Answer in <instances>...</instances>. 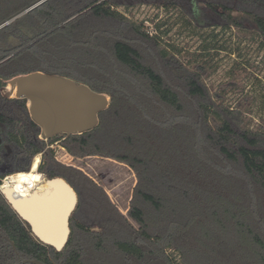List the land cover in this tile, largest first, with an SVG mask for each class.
<instances>
[{"label": "trees", "instance_id": "16d2710c", "mask_svg": "<svg viewBox=\"0 0 264 264\" xmlns=\"http://www.w3.org/2000/svg\"><path fill=\"white\" fill-rule=\"evenodd\" d=\"M41 1L0 0V26L9 22L0 28V136L10 148L0 152V180L28 172L40 154L37 171L65 180L77 205L57 251L31 235L0 193V264H264V129L207 89L212 47L184 64L180 49L118 10H173L199 29H251L264 42V0ZM35 71L105 94L97 125L41 139L27 101L1 95L7 81ZM55 143L130 168L127 216L136 227L55 159Z\"/></svg>", "mask_w": 264, "mask_h": 264}, {"label": "rangeland", "instance_id": "374dc122", "mask_svg": "<svg viewBox=\"0 0 264 264\" xmlns=\"http://www.w3.org/2000/svg\"><path fill=\"white\" fill-rule=\"evenodd\" d=\"M118 10L132 21L142 23L149 34H159L166 43L180 49L179 59L184 64L192 65L195 56L204 53V47H212L206 52L210 57L204 59L207 61L204 77L207 89L213 97H219L217 103L240 110L250 128L264 129V42L251 29H199L194 24H187L186 18L177 11L149 5ZM156 25L160 26L159 30ZM9 81L1 90L3 97H10L3 92ZM50 147L60 164L86 176L102 190L109 203L136 227L127 216L136 181L129 167L100 157H75L57 143ZM37 156L39 165L41 155ZM37 173L44 178L43 174Z\"/></svg>", "mask_w": 264, "mask_h": 264}, {"label": "water", "instance_id": "95a60500", "mask_svg": "<svg viewBox=\"0 0 264 264\" xmlns=\"http://www.w3.org/2000/svg\"><path fill=\"white\" fill-rule=\"evenodd\" d=\"M11 80L10 96L27 101L29 117L39 127L40 138L45 140L93 129L98 123L97 114L106 109L109 102L105 94L60 75L35 71ZM44 181L47 184L44 189L35 190L26 198L17 196L11 189L0 188V192L33 237L60 251L70 234L69 219L76 208L77 195L61 178L44 177ZM24 263L42 264L36 260Z\"/></svg>", "mask_w": 264, "mask_h": 264}, {"label": "bare ground", "instance_id": "6f19581e", "mask_svg": "<svg viewBox=\"0 0 264 264\" xmlns=\"http://www.w3.org/2000/svg\"><path fill=\"white\" fill-rule=\"evenodd\" d=\"M38 156H36L31 163L28 172H19L7 177L3 180L1 188L11 189L14 194L19 197H29L35 190L41 191L47 184L44 178L37 173Z\"/></svg>", "mask_w": 264, "mask_h": 264}, {"label": "flooded vegetation", "instance_id": "af4514ba", "mask_svg": "<svg viewBox=\"0 0 264 264\" xmlns=\"http://www.w3.org/2000/svg\"><path fill=\"white\" fill-rule=\"evenodd\" d=\"M6 95V94H5ZM7 95H9V94H7ZM10 96V95H9ZM6 98H14V97H12V96H10V97H6ZM4 149L6 150V152L4 151ZM0 152L2 153V154H5V155H8L9 153H10V149L8 148V146L3 142V140H2V138H1V136H0ZM13 174H15V173H13ZM13 174H10V175H13ZM46 179H48L46 176H44ZM0 182H1V180H0ZM0 188H1V184H0ZM1 193V192H0ZM14 250V249H13Z\"/></svg>", "mask_w": 264, "mask_h": 264}, {"label": "built area", "instance_id": "2783aa9c", "mask_svg": "<svg viewBox=\"0 0 264 264\" xmlns=\"http://www.w3.org/2000/svg\"><path fill=\"white\" fill-rule=\"evenodd\" d=\"M35 158V157H34ZM11 176V175H10ZM7 177H9V176H7ZM7 177H4L2 180H1V184H2V182H3V180H5Z\"/></svg>", "mask_w": 264, "mask_h": 264}]
</instances>
